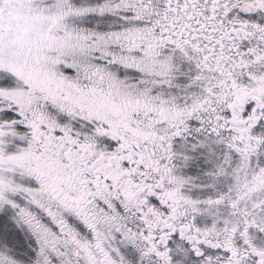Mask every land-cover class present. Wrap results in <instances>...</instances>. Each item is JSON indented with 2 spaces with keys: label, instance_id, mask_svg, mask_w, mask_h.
Here are the masks:
<instances>
[{
  "label": "snow or ice",
  "instance_id": "snow-or-ice-1",
  "mask_svg": "<svg viewBox=\"0 0 264 264\" xmlns=\"http://www.w3.org/2000/svg\"><path fill=\"white\" fill-rule=\"evenodd\" d=\"M0 264H264V0H0Z\"/></svg>",
  "mask_w": 264,
  "mask_h": 264
}]
</instances>
